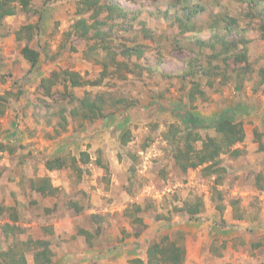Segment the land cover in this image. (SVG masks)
Wrapping results in <instances>:
<instances>
[{
	"label": "rangeland",
	"instance_id": "obj_1",
	"mask_svg": "<svg viewBox=\"0 0 264 264\" xmlns=\"http://www.w3.org/2000/svg\"><path fill=\"white\" fill-rule=\"evenodd\" d=\"M77 1H33V6L41 10L39 31L30 43L31 48L39 52V60L34 67L20 55L25 41L17 42L14 33L27 23L37 22L38 16L17 13L7 18L0 30V94L6 91L13 94L16 89L22 92L18 100L10 98L5 114L0 119V143L14 149L12 153L5 151L0 155V205L7 208V211L14 209L21 217L22 223H35L29 228L24 227V233L18 235V240L28 237L41 238L46 234L50 237L51 233H43V228L51 223L53 211H57L56 207H51L53 204L57 205L59 211H65L71 201L81 205L94 200L100 204V213L96 216L105 220L99 224L91 222V226L87 221H82L75 231L82 226L91 227L90 231L94 232L96 229L93 228L99 226L100 234L92 241L102 250H105L104 247L119 248L115 254L112 252L113 258L104 252L101 257L104 262L98 264L124 262L120 257L122 253L119 255L120 248L126 245V241H130L131 237L128 235L133 233L134 228L122 212L134 204L142 207L140 215L147 226L146 229L150 228L153 236L167 233L173 237L182 232L184 236L186 234L212 237L213 234L231 231L236 237L226 239L228 244L224 251L227 256L231 255L230 260L235 262L234 264L264 262V247L252 248V244L259 242L264 236V224L252 225V222L264 213V191L255 190L254 180L255 175L263 170L264 155L257 152L253 135L254 130H257L264 141V92L257 78V70L264 67V30L261 29V25H264V0H190L205 7V11L195 16L192 21L196 26V34L200 37L209 35L207 27L215 15L236 20L248 41V56L254 69L253 73L245 75L244 80L240 82L232 71L237 67L230 63L226 73L229 76L227 91H220V78H215L213 89L202 86L206 99L194 103V109L186 101L187 82L181 81L178 76L184 70L186 60L195 56V49L192 48L193 43L179 32L174 19L176 9L172 7L178 5L176 0H115L127 9L139 11L135 21V26L139 29L136 33L129 30L127 35H136L138 42L148 48L142 60L136 62L132 59L129 62V68L133 70L132 73L123 71L125 80H106L100 87L67 89L78 98L83 97L84 92H105L114 98H125L133 102L124 112L119 108L109 120L92 124L70 118L68 110L72 105H69L66 99H61L59 93L65 92L62 86L54 87L53 98L45 99L41 97L42 90L39 88L40 79L48 77L51 71L66 69L84 75L85 72L101 70V66L93 59H85L87 48L84 41L66 36V32L77 18ZM140 23H143L142 30ZM143 29L154 39L145 37ZM229 38L237 39L238 36L230 34ZM174 40L178 41L180 47H175ZM134 62L137 67H134ZM216 89L217 91H214ZM160 100L165 103H181L201 117L216 116L223 108H232L241 118L245 129V145L242 147L244 154L236 159L228 155L222 156L224 167L228 171L220 190L226 201L236 198L241 200L248 225L231 228L229 224L221 223L211 201L214 177H203L199 169L182 174L176 168L170 147L163 140V133L170 123L180 122L167 111L157 110L150 113L148 108L151 104ZM47 104L50 106L47 107ZM65 107L66 130L57 129L59 135L56 136V111ZM109 110L113 111L112 108ZM128 129L131 132V140L122 147L120 138ZM199 133L202 137L214 136L213 129H200ZM145 144L147 147L143 148ZM80 152L90 155L88 174L78 179L77 173L70 169L56 172L53 179H59L62 185L55 198H45L27 192L28 176H42V164L46 158L56 154L65 156L69 153L77 156ZM127 153L133 154L135 161L130 160ZM97 157L104 164L107 161L118 162L123 179L118 180L122 184L118 185L117 189L111 188L110 174L104 175L105 171L95 165ZM192 196L202 197L204 201L205 208L198 219H189L185 214L176 213L174 210L175 206H180ZM7 211L0 214V250L7 249L13 241L12 238L6 239L1 232V226L9 221ZM158 214L167 216L170 221L157 222L155 219ZM146 229L143 230L144 233ZM234 231L243 232V237ZM220 238L217 237L213 241L219 249L222 242ZM74 240L75 237L71 236L69 240L65 239V242ZM231 242L235 243V246ZM78 256V253L72 256L74 264H81ZM27 260H31L29 255Z\"/></svg>",
	"mask_w": 264,
	"mask_h": 264
},
{
	"label": "trees",
	"instance_id": "obj_2",
	"mask_svg": "<svg viewBox=\"0 0 264 264\" xmlns=\"http://www.w3.org/2000/svg\"><path fill=\"white\" fill-rule=\"evenodd\" d=\"M34 0H0V30L3 22L17 13L25 15H37L38 20L35 23H27L15 31L14 36L17 42L25 41L20 50L22 58L34 67L39 60V52L31 48L30 43L39 31L41 21V10H37L33 6ZM174 19L178 25L180 34L185 39L193 43L192 46L195 56L189 58L185 62V68L178 78L187 82L186 101L192 109L195 108L194 103L205 100L206 95L202 86L211 90L214 87V79H219L221 85L220 91H227L226 84L229 83V76L226 75L230 63L235 64L232 71L236 73V78L241 82L245 75L253 73L254 69L248 56V41L242 34L243 29L239 28L237 22L233 18L215 15L214 20L207 27L209 35L200 37L196 34V26L192 22L195 16H199L205 11V7L194 4L190 0H176ZM165 14H167L165 12ZM75 21L71 24L70 29L66 32V36L75 37L85 42L86 52L85 59H93L101 66L100 71L85 72L84 75L75 71L60 70L51 71L48 77L40 79L39 88L42 90V98H53L52 89L56 86H62L64 93H59L62 100L66 99L72 107L68 110V114L72 119H79L82 123H94L96 121H106L115 115V110L125 109L133 105V102L125 98H114L113 95L105 92L91 94L84 92L83 97L78 98L68 92V88L83 87H100L106 80H125L123 71L132 73L129 68V62L135 59L136 62L142 60L147 46L138 42V37L128 36L127 31L137 32L135 21L139 16V11L130 10L116 2L115 0H78L75 9ZM139 23V22H138ZM139 26L143 27V23ZM264 30V25H261ZM145 30V29H143ZM144 36L152 40L154 37L143 31ZM200 32V31H199ZM134 33V34H135ZM230 34H236L237 39H230ZM1 36V34H0ZM175 47L178 41L173 42ZM129 44V45H128ZM63 47V44H61ZM134 62V67H137ZM142 69L151 70L148 67ZM257 78L260 86H263L264 92V67L257 70ZM194 79H196L194 81ZM214 91H217L214 90ZM16 93L6 91L0 94V119L5 114L10 98L18 100L22 95L19 89ZM46 103V102H45ZM49 107L50 105L47 104ZM113 109L110 111L109 109ZM163 110L170 112L172 116L177 118L180 124L172 122L167 125L163 133V140L170 147L171 158L176 168L182 173L200 170L203 177H214L211 201L214 208L220 216L221 223H225L222 219L225 206L223 192L220 187L223 183L224 176L228 169L224 167L222 156L228 155L236 159L244 154L240 147L245 140V129L241 118L235 114L232 108H226L216 116L201 117L188 109L181 103H165L160 100L151 104L150 113ZM66 107L58 109L56 115L58 122L54 128L55 135H59L61 131L66 130L67 116ZM201 130L213 129L214 136L205 135L202 137L199 133ZM254 142L257 144V152L264 155V141L261 134L254 130ZM131 140L130 130H126L120 138V146L125 147ZM146 148L147 145H143ZM13 152L14 149L0 143V155L5 152ZM130 160L135 161V156L127 153ZM91 158L87 152H80L77 156L67 154L65 156H54L46 158L43 162L44 169L52 171H61L70 169L77 173L78 179L89 173L88 165ZM95 165L105 171L109 175L108 165L97 157ZM255 190L257 192L264 191V165L263 170L258 172L255 177ZM28 187L31 192H35L42 197H57L60 188L55 187L51 183L48 176L31 178L28 180ZM227 205L231 209V215L234 220H245L246 211L241 205L239 198L230 199ZM68 205L79 212L80 208L76 202H69ZM204 201L201 197L192 196L190 199L184 200L180 206H175L176 213L185 214L189 219H198V216L204 211ZM7 208L0 205V214L6 212ZM48 211V210H45ZM142 207L134 204L127 207L122 215L129 220L134 228L133 233L128 237L139 238L146 225L141 217ZM9 222L18 221V214L14 209H8ZM92 221L96 224L104 221V218L92 216ZM258 218V217H257ZM157 221H170V218L158 214ZM101 228L98 226L91 233L80 229L79 233L85 237L88 246L92 247V240L100 234ZM150 228L146 229L149 232ZM3 236L8 239L12 238V243L5 250H0V264H28L27 256L32 259L33 264H52L54 253L51 249V242L48 238H26L18 240V235L23 233V229L8 222L1 226ZM154 239L146 243L145 261L140 258H134L128 261V264H184L186 258L185 236L182 232H178L175 236L169 234H158ZM213 242L210 251L220 256L217 247ZM221 249L225 248L226 242L222 241ZM264 247L263 238L254 244L253 249ZM139 249L136 248V253Z\"/></svg>",
	"mask_w": 264,
	"mask_h": 264
},
{
	"label": "crops",
	"instance_id": "obj_3",
	"mask_svg": "<svg viewBox=\"0 0 264 264\" xmlns=\"http://www.w3.org/2000/svg\"><path fill=\"white\" fill-rule=\"evenodd\" d=\"M151 108V106L148 108V110ZM227 108V107H226ZM223 108V109H226ZM221 110V109H220ZM219 110V111H220ZM207 117H213V116H207ZM245 143L243 142V144L240 145V147H244ZM64 154H56L55 156L58 157H62ZM106 164L108 165L109 168V174L111 180V188L117 189L118 185H121L122 182H119V179H123V175L120 176V174H123L122 171L119 170L118 167V162L116 161V163L111 162H106ZM224 165V164H223ZM42 176H28L29 179L31 178H37V177H43V176H48L51 179V183L53 186L55 187H60V185H62V181L60 182L59 179H57V181H55L53 178L55 177L56 172L59 171H52L49 172L47 170L44 169V165L42 164ZM104 172V171H103ZM191 173V172H188ZM105 175V173H104ZM27 192H31L29 187H27ZM34 194H37L35 192H31ZM38 196H40L39 194H37ZM202 198V197H201ZM90 203V204H89ZM225 210L222 216V219L224 220L225 224H229V226L232 228L233 226H238V227H243V225H248L247 221L245 220H234L232 218L231 215V209L230 207L227 205V201L225 200ZM262 204V203H261ZM56 204H53L51 207H56L57 211L55 209V211H53V219L51 221V223L46 224L45 227L43 228V233H51L50 237H47V234L44 235V237L41 238H48L51 242V249L54 253L53 259H52V264H74V262L72 261L73 258L72 256H75L76 253L79 254L78 256V261L81 264H89L90 262H95V263H99V262H104V260L101 259L102 254L104 252H107L108 255H110V258H113L115 252H117L119 250V248L113 247V248H109V247H104L105 250H102L101 247H99L96 243H94V241H92V247L88 246V242L85 239V237L83 235H81L79 233L80 229L86 230V231H90L91 227L85 228L80 226L79 229L77 231L76 230V226L80 225L82 223V221H87L90 226L92 223H94L92 221V216L93 215H97V213H100V208L98 203H95L94 200H90L89 202L85 203V204H79L77 203V205L79 206L80 210L79 212H76V210L72 207H70L68 205V208L63 211L60 210L59 208L56 206H54ZM263 209L262 212H264V202H263ZM47 207V206H46ZM101 207V206H100ZM217 213V217L219 216L218 212ZM18 214V213H17ZM203 214V213H202ZM202 214H200L198 217H200ZM100 217V216H99ZM142 217V216H141ZM21 217L18 215V221H16L15 223L13 222H9L10 224H14L16 226H19L20 228L24 229V227L29 228L30 226H34L35 223L33 222H21ZM50 219V220H51ZM143 219V218H142ZM220 219V216H219ZM217 220V219H215ZM92 222V223H91ZM160 222V221H157ZM163 222V221H161ZM252 225L257 224L261 226V224H264V213H262V215H260L255 221L252 222ZM242 225V226H241ZM35 228V227H34ZM154 228V227H153ZM94 230L96 229L95 227L93 228ZM93 230V231H94ZM239 230V229H238ZM150 232V230H149ZM237 235H241L244 234L243 232H237L234 231ZM24 233V230H23ZM93 233V232H91ZM230 233V234H229ZM154 234H149L147 232H143L142 235L135 239L133 237H131L130 241H126L125 242V246H122L120 249V257L121 259H124V262L122 264H128V262L126 263V260L129 261L131 259L134 258H140L141 260L145 261V246L146 243L149 242L150 240L154 239L155 236H153ZM217 235V236H215ZM230 235V236H227ZM74 236L75 240L74 241H69L65 242V239H68ZM52 237V238H51ZM217 237H221V241H227L226 239H235L236 235L231 234L230 232H221L219 234H213L212 237H206V236H201V235H191V236H186L185 234V246H186V258H185V262L184 264H234L235 262H232L230 260L231 255L229 254L228 256L226 255V251H224L227 247L228 241L226 242V246L223 249H218V252L220 253V256H217L216 254L211 253L210 251V246L213 243V241L217 238ZM238 237V236H237ZM240 237H243L242 235ZM40 237H37L35 239H39ZM96 238V237H95ZM34 239V238H33ZM59 242H62L61 244ZM69 244V245H68ZM74 244V245H73ZM231 244H233L235 246V243L231 242ZM237 247V245H236ZM55 248V249H54ZM138 248L139 250L135 253L134 250ZM110 250V251H109ZM112 252H114V254H112ZM107 254L105 256H107ZM241 261V259L239 260ZM237 261V262H239ZM30 264L32 263V259L29 261ZM28 262V264H29ZM261 264H264V262H260ZM259 263V264H260Z\"/></svg>",
	"mask_w": 264,
	"mask_h": 264
}]
</instances>
